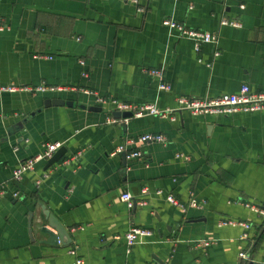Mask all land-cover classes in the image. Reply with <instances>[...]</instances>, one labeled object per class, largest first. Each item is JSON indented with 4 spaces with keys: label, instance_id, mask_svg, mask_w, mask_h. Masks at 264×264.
I'll list each match as a JSON object with an SVG mask.
<instances>
[{
    "label": "crops",
    "instance_id": "obj_1",
    "mask_svg": "<svg viewBox=\"0 0 264 264\" xmlns=\"http://www.w3.org/2000/svg\"><path fill=\"white\" fill-rule=\"evenodd\" d=\"M137 1L0 0V88H66L0 92V264H264V218L245 206L264 208V112L192 116L178 105L243 84L264 91V0ZM164 19L214 34L219 56L213 45L197 51ZM113 101L172 115L119 119ZM146 134L165 142L126 145L141 159L113 155ZM49 144L61 145L57 163L12 180ZM45 212L66 230L63 243L46 242ZM223 220L247 224L248 238ZM133 227L152 236L131 248L113 240Z\"/></svg>",
    "mask_w": 264,
    "mask_h": 264
},
{
    "label": "built area",
    "instance_id": "obj_2",
    "mask_svg": "<svg viewBox=\"0 0 264 264\" xmlns=\"http://www.w3.org/2000/svg\"><path fill=\"white\" fill-rule=\"evenodd\" d=\"M127 3H131L138 6L137 0H124ZM142 9L139 8L138 11H141ZM222 25L225 26H231L234 28H239L241 24L238 21H231L227 19H223L221 21ZM162 26L167 28L170 32H175L176 36L178 38H186L189 40H192L197 44L196 50L198 51V48L200 45H213L214 52L213 56L218 57L219 51L217 48V37L214 34H211L207 31L194 29L187 27L185 25H181L177 23L176 21L172 19H164L162 21ZM2 30V29H0ZM150 74H152L154 77L160 79V82L162 83L159 85L160 91H168L169 86L164 81L163 73L159 70L152 71ZM61 90H66V88L61 87H53L48 86L45 84H42L38 87H24V86H17V85H10L4 88H0V92H19V91H28L31 93H45V92H57ZM102 103H105L106 100L101 99ZM113 104L115 106V110L117 112H131L133 117H143V116H171L172 113L169 110H160L155 105L150 104H143V105H135V104H129V103H120L113 101ZM178 105L179 109L181 111L188 112L192 116H201V115H210V116H231L238 113H256V112H264V91H252L251 88L243 84L239 90L235 93L231 94H222L218 97L214 98H190V97H181L178 99ZM127 120V119H126ZM125 120V121H126ZM172 120H174V117H172ZM165 137L159 134H146L143 136H140L134 140H127L126 144L119 146L113 155L116 154H126L127 158L129 159H141L142 153L139 150L127 153L126 145H143V144H151V143H164ZM61 147L60 144H49L46 146L45 150L36 156L35 158H32L28 161H25L24 163H21L17 166L13 173L12 180L14 181H20L22 176H24L26 173L33 170L36 163L41 161H48L50 160L55 152ZM80 155V154H78ZM77 155V156H78ZM7 191V184H0V197L4 196ZM146 193V190H143V194ZM159 193V192H158ZM14 198L17 197V194L12 195ZM121 201L126 203L127 206L130 208L133 203V198L129 193H124L121 196ZM167 202H169L171 205L177 206L184 210V206L175 199L174 196H168ZM141 205H145L144 202H141ZM190 207L197 208L201 204L197 203L194 200H191L188 204ZM246 207L250 208L254 213H256L258 216L264 218V208L254 206V205H245ZM220 227L224 226H232V227H242L244 228L245 232L242 235V239L248 238V230L249 226L243 222L235 221V220H223L219 223ZM152 236V233L149 230L133 227L130 230H128L123 236L116 235L113 237V240L119 241L124 240L126 246L128 248H131L132 246L143 242V239L149 238ZM205 246H208V243H204ZM71 255L75 254L74 250H71L69 252ZM239 257L243 260H246L245 253H240ZM77 264H83V262L79 259L76 262Z\"/></svg>",
    "mask_w": 264,
    "mask_h": 264
},
{
    "label": "water",
    "instance_id": "obj_3",
    "mask_svg": "<svg viewBox=\"0 0 264 264\" xmlns=\"http://www.w3.org/2000/svg\"><path fill=\"white\" fill-rule=\"evenodd\" d=\"M49 105H53V106H64V105H68V106H72L73 104L70 102H64V101H57V100H49L46 101L44 106L48 107ZM82 109H86L85 106H81ZM90 111H99V109L96 108H87ZM113 117L115 118H123V119H128V118H132L133 115L131 112H117L113 114ZM62 148H60L56 154L53 155V157L48 160L47 162V168L53 166L55 163H57L61 158H62ZM123 157H125V154H123ZM44 216L46 217V220L48 222V228L42 227L41 228V232L44 233L48 239H47V243L51 244V245H57L58 242L63 243V238H65L67 236V232L66 230L63 228V226H61V224H59V222L52 216L49 215L48 212L44 213Z\"/></svg>",
    "mask_w": 264,
    "mask_h": 264
}]
</instances>
